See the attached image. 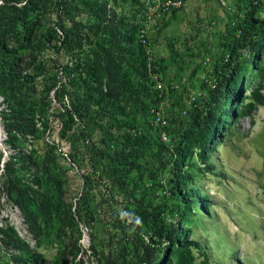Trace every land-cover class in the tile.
Wrapping results in <instances>:
<instances>
[{"label": "trees", "instance_id": "1", "mask_svg": "<svg viewBox=\"0 0 264 264\" xmlns=\"http://www.w3.org/2000/svg\"><path fill=\"white\" fill-rule=\"evenodd\" d=\"M124 1L132 10L126 16L117 12ZM235 4L242 18H233L220 41L216 83L206 85L202 108L182 111L189 115L182 129L165 116V90L151 77L165 68L138 40L141 0H0V125L8 152L2 162L0 147V212L17 208L34 242L3 221L0 250L13 264H37L43 245L58 249L57 264L78 257L75 264H197L187 214L207 212L209 202L189 186L188 168L194 157L205 165L231 125L264 106V0ZM50 51L71 62L62 67L64 82ZM152 109L162 111L165 126L153 122ZM141 117L154 132L141 127ZM55 121L60 137L81 142L89 158L74 205L65 198L61 142L49 136ZM77 155L70 153V164L81 168ZM159 177H168L166 188ZM159 189L169 196L158 198Z\"/></svg>", "mask_w": 264, "mask_h": 264}, {"label": "rangeland", "instance_id": "2", "mask_svg": "<svg viewBox=\"0 0 264 264\" xmlns=\"http://www.w3.org/2000/svg\"><path fill=\"white\" fill-rule=\"evenodd\" d=\"M236 1L192 0L186 3L167 20L166 27L144 49L151 60L153 57V60L156 59L165 68L164 73H151V77L154 81L158 80L165 90L163 101L165 116L176 120L177 123L181 122L182 129L189 117L182 111L192 112L195 108H202L209 97L206 86L208 83L205 80L216 83L214 68L220 41L225 38L226 27L233 18L237 16L235 18L237 21L242 18L240 14L242 11L240 7L236 8ZM117 12L123 16L130 14L131 3L124 1L119 4ZM214 20L216 25L213 23ZM45 22L46 28L51 26L55 22V13H49ZM215 27L219 29L215 31ZM60 35L58 32V37ZM59 43V38H56L53 45ZM248 54L246 51L245 57H248ZM48 58L55 68L57 78L64 82L65 74L62 67L71 63L70 60L53 51L49 52ZM246 86L248 89L252 88V81L249 80ZM189 93L199 94L196 104H194L196 101L188 103L186 96ZM245 95L249 96L250 90H247ZM53 105L56 110L58 106L55 103ZM59 123L55 121L49 136L56 142H61L60 162L68 177L65 198L69 204L74 205L75 194L80 192L83 184L82 175L86 170L85 163L89 158L81 142L72 145L71 140L65 141L60 137ZM140 124L142 128L155 131V128H150L142 117ZM169 131L171 139L175 133L171 127ZM46 135L48 138V134ZM76 151L77 162L81 168L70 164L69 155ZM191 163L193 166H190L188 171L193 175V181L189 186L196 188L200 196H207L209 202L207 212H200L194 208L187 214L186 227L190 229V239L198 245L193 248L196 263L206 260L207 264H264V106H258L250 118L236 120L222 143L208 155L205 165L196 157ZM207 166H210L211 172L205 170ZM167 179L168 177H159L165 188ZM165 190L159 189L156 192L157 197L160 199L168 197ZM101 211L106 216V209L101 208ZM3 221L12 226L18 235L34 248V242L27 233L17 208L5 207L0 212V226ZM82 231L81 245L87 250L90 237L85 228L82 227ZM85 234L89 237L87 241ZM57 251L54 246H41L37 252L42 258H39L37 264H57L55 261ZM75 261H71L70 264H75ZM0 264H13L9 260V254H4L1 250ZM84 264L96 262L85 261Z\"/></svg>", "mask_w": 264, "mask_h": 264}, {"label": "built area", "instance_id": "3", "mask_svg": "<svg viewBox=\"0 0 264 264\" xmlns=\"http://www.w3.org/2000/svg\"><path fill=\"white\" fill-rule=\"evenodd\" d=\"M186 0H141V15L139 20L138 40L143 47H148L161 31L164 22L185 5ZM110 7V5H109ZM206 63V62H205ZM209 86L214 87V82L205 80ZM156 89L163 90V86L157 83ZM199 94L189 93L186 98L188 103H194ZM153 122L160 126L167 124L166 118L159 109H152ZM185 113V112H184ZM163 141H167V136L163 133Z\"/></svg>", "mask_w": 264, "mask_h": 264}, {"label": "water", "instance_id": "4", "mask_svg": "<svg viewBox=\"0 0 264 264\" xmlns=\"http://www.w3.org/2000/svg\"><path fill=\"white\" fill-rule=\"evenodd\" d=\"M1 101H2V98L0 97V102ZM0 128L2 130V135L0 137V147L2 148V150L4 152V158H3V161H2V162H4L6 160V157L8 156V152H7L6 147L4 145V142H3L6 139V133L4 132V129H3V127L1 125H0ZM85 240L86 241L89 240V237H88L87 234H85Z\"/></svg>", "mask_w": 264, "mask_h": 264}, {"label": "crops", "instance_id": "5", "mask_svg": "<svg viewBox=\"0 0 264 264\" xmlns=\"http://www.w3.org/2000/svg\"><path fill=\"white\" fill-rule=\"evenodd\" d=\"M191 1H192V0H186L185 4H186V3H190ZM183 7H184V6H183ZM178 11H179V10H178ZM169 18H170V17H169ZM215 19H216V18H215ZM213 23H214V25H216L215 20H214ZM218 29H219V28L215 27V31L218 30Z\"/></svg>", "mask_w": 264, "mask_h": 264}, {"label": "bare ground", "instance_id": "6", "mask_svg": "<svg viewBox=\"0 0 264 264\" xmlns=\"http://www.w3.org/2000/svg\"><path fill=\"white\" fill-rule=\"evenodd\" d=\"M1 135H2V130H1V128H0V137H1Z\"/></svg>", "mask_w": 264, "mask_h": 264}]
</instances>
